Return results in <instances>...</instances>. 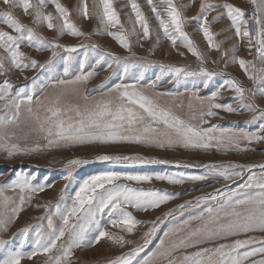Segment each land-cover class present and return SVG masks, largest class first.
Returning a JSON list of instances; mask_svg holds the SVG:
<instances>
[{"label": "snow or ice", "instance_id": "snow-or-ice-1", "mask_svg": "<svg viewBox=\"0 0 264 264\" xmlns=\"http://www.w3.org/2000/svg\"><path fill=\"white\" fill-rule=\"evenodd\" d=\"M147 2L156 15L164 37L171 41V46L175 47L179 40L201 61L199 71H188L175 65L160 64L159 75L145 85H141V81L145 79L144 71L141 70L135 77L134 84L117 83L106 92L100 91L98 96L90 95L85 87L82 91L79 88L74 89L72 93L59 91L53 97H46L41 101H34L32 94L25 90L14 93L13 85L6 79L0 84V153L4 154V159L31 156L45 149L115 145H140L162 150L214 149L227 154L231 151H249L246 146H242V143L264 141V135L261 134L264 133V108L253 99L258 95L264 96V66L258 68L254 60H245L234 55L231 62L238 63L248 79L260 85L259 88L254 91L246 89L236 79L227 78L210 95L201 96L197 89L191 93L186 116L177 111L185 107L183 101L178 102V95L156 91L158 82L163 81L165 76L169 77L167 82L176 80L177 83L179 78L199 77L201 87L208 88L209 82L218 73L210 72L203 67L204 57L184 30L186 18L173 0H163L164 13L157 11V6L152 0ZM250 2L253 5L250 14H246L240 7L232 4L214 6L202 2L200 15L192 19L200 23V30L209 46L219 49L220 45L214 42V34L210 30L207 13L215 7L225 8L226 16L235 29V36L241 40L246 38L249 50L255 48V58L264 65V0H250ZM49 3L55 5L57 13L55 16L46 11ZM80 4L78 11L83 18L89 19L94 15L103 25V34L114 38L130 53L132 45L129 37L136 36L138 41L141 37V33L136 28L137 24L142 31L143 39L151 38L149 21L136 0H131L135 20L129 17L132 24L130 30L125 29L124 24L121 23L113 0H92L91 12L88 0H80ZM188 6L190 5L184 7ZM16 9H20L25 16L31 18V25L20 19ZM71 15L69 9L59 0H0V23L12 30L0 28V75H6L13 69L23 71L27 68H45L46 65L52 64L59 50L67 54L61 57L63 76L69 74L74 62L78 65L80 74L73 80L58 77L53 85L54 88L57 85H86L97 75L94 67L92 71H84L89 63L90 54L94 65H104L106 69H111L114 64L119 65L125 75L130 68L146 67L144 64L131 63L130 56L122 57L105 51L97 44L59 43V38L66 34L78 37L90 35L81 31L72 21ZM164 15H167V20L163 18ZM219 19L220 16L213 18L214 21ZM42 25H46L49 30H55L56 37L49 40L42 35L37 30ZM115 28L120 30H111ZM22 44L35 47L37 51L50 50L51 57L46 64H41L21 50ZM78 48L85 49L83 58L74 60L72 53ZM235 51L236 46L233 47V52ZM104 87L105 85H100V89ZM34 88L35 83H33ZM222 91H233L235 93L233 99L240 104V107L234 108L231 103H219L218 101L222 99ZM70 94L79 96L83 103L67 100L66 97ZM217 110L227 113L244 111L253 113L252 120L248 123L258 120V131H237L211 124L210 118L219 116ZM21 125L28 129L24 136L25 141L33 134L38 138L33 145L19 142L17 130L21 129ZM40 140L45 143L41 144ZM96 162L111 164L127 162L134 165L173 163L139 153L132 155L101 153L92 159L81 157L69 159L64 166L67 174L63 179L70 181L75 168ZM175 163L183 167H203L207 170V174L173 176L104 171L84 179L74 195L65 193L64 189L67 188L65 184L60 190L59 202L54 205L51 202L37 205V207L42 206L46 214L36 218L38 223L35 225V241L31 251H24L23 242L18 247H8L11 241L4 239L3 234L24 211L25 205L31 203L34 195L44 192L52 185L34 184V176L16 174L10 181L0 184V254H2L0 264H21L23 260H31L37 255L46 257L44 264H74L73 256L76 249L94 247L105 238L121 248L127 244H135V241L126 240L123 235L109 232L103 218L107 216V223L112 227L133 234L136 227L145 222L137 220L133 213L128 211L129 208L147 212L176 199L178 193L164 189H145L135 187L133 184L141 185L159 180L171 185H182L186 181H203L209 178L234 181L243 179L245 171L250 175L235 191L219 197L212 194L196 197L197 206L200 201L209 198L214 203L206 205L183 224L165 232L156 251L139 260L137 264H247L249 261L251 264H264V237L249 235L264 233V164L186 163L181 165L180 161ZM256 167L261 169L259 175L252 171ZM10 191L17 193L16 197L8 195ZM216 191L219 192L218 189ZM190 205H193V202L186 201L177 208L184 209ZM174 211L176 209L170 210L164 216H170ZM55 216L60 219L59 226L54 223ZM160 222H162L160 217L149 222L152 226L143 233L142 242L136 244L130 251L109 259L107 264H133L139 253L155 236ZM194 222H196L195 226H193ZM31 229V225L26 226L20 230V234L26 238ZM230 239L231 242H220ZM257 244L259 246H255ZM250 245L253 247L247 250ZM255 257L260 258L255 259Z\"/></svg>", "mask_w": 264, "mask_h": 264}, {"label": "rangeland", "instance_id": "rangeland-1", "mask_svg": "<svg viewBox=\"0 0 264 264\" xmlns=\"http://www.w3.org/2000/svg\"><path fill=\"white\" fill-rule=\"evenodd\" d=\"M59 2L67 7L71 12V19L81 31L88 36H71L64 35L59 38V43L65 45H79L81 43L90 45L97 44L101 49L105 51L113 52L119 56H130L131 63L144 64L146 67L141 69L139 67H133L129 69L127 75L123 73V69L119 65H113L111 69H106L104 65H94L91 60L85 66L84 71H92L93 67L96 70L95 75L86 85H57L55 88L53 85L58 77H62L65 80H73L76 75H79L78 65L74 62L72 68L67 76H63V64L61 57L67 54L63 50L58 51L57 57L53 60L51 65H46L45 68H27L23 71L19 69H13L6 75H0V84L4 80H8L13 85V92L25 90L32 94L34 101L44 100L46 97H53L59 91H67L72 93L74 89H81L86 87L90 95L98 96L100 91H107L108 88L114 86L117 83L134 84L135 77L139 75L140 71H144V81H141V85H145L155 79L156 75H159V65H175L182 67L188 71H199L201 67V61L193 56L192 53L185 48L180 41H177L175 47L171 46V41L164 37L163 30L159 27L156 15L151 10V6L147 0H136V3L140 5L141 11L149 21L151 38L145 40L142 37V31L139 25H136L137 31L141 33L139 41L136 36H130L129 40L132 45L131 53L119 45V43L111 36L103 34V25L93 15L89 19L83 18L78 9L81 7L80 0H59ZM89 10L92 9V0H88ZM178 8H180L186 23L184 30L188 33L189 37L196 44L197 49L204 57L203 67H206L210 72H216L218 75L214 76L209 82L208 88L201 87V78L189 77L187 79L179 78V83L176 80L167 82L169 77L165 76L164 80L158 82L156 91L165 94L172 93L178 95V102L183 101L185 107L177 109V111L183 115H187V104L191 97V93L199 89L201 96L210 95L212 91H215L220 87L225 79L234 78L239 81L246 89H252L253 91L260 87L258 84H254L248 79L247 74L243 69L240 68L238 63H232V57L235 55L245 60H254L257 67H261V62L255 58V48L251 51L247 46L246 38L235 36V29L231 26V21L226 16V9L223 7H215L213 10L207 13L208 24L211 32L214 34V42L219 44V49L212 48L207 43L203 32L200 30V23L193 20L192 18L200 15V4L207 2L212 5H223L225 3L232 4L236 7H240L246 11L253 9V5L250 0H173ZM152 3L157 6V11L164 13L165 6L163 0H152ZM113 5L119 13L121 23L124 24L125 29H131L132 24L129 17L135 20V14L131 8V0H113ZM185 5H190L184 7ZM47 12H51L54 16L56 8L54 4L49 3L46 9ZM16 14L20 19L31 25V18L25 16L20 9H16ZM220 16L221 19L214 21L213 18ZM165 20L168 19L167 15L163 17ZM0 28L7 29V27L0 23ZM42 35L46 36L49 40L56 37L55 30H49L46 25H42L37 29ZM112 31H119V28L111 29ZM15 34V33H13ZM159 37V40H157ZM236 46V51L233 52V47ZM21 50L24 51L31 59L38 60L41 64H46V61L51 57V51H37L35 47H28L26 44L21 45ZM85 49L78 48L76 52L72 53L74 60H80L83 58ZM227 55H222L223 53ZM135 54L134 56L132 54ZM183 53V55H180ZM33 83L35 88L33 89ZM105 85L103 89H100V85ZM98 91H94L97 90ZM222 99L219 103H231L234 108H239L240 104L233 99L235 93L233 91H222ZM246 95H251L246 93ZM67 100L71 102L83 103V100L76 95H68ZM255 102L264 108V96H256L253 98ZM195 103V101H193ZM219 112L218 117L210 118L211 124L219 125L220 127L233 128L234 130H243L249 132L258 131L259 121L252 120L253 113L251 112H240V113H227L222 110ZM220 117H223L221 119ZM208 125H205L207 127ZM28 132L27 127L21 125V129L17 130V136L21 144L27 143L29 146L33 145L37 141V137L29 135L27 141L24 136ZM264 135V133H261ZM41 144L45 142L39 141ZM242 146H246L249 151L236 152L231 151L227 154L217 152L214 149L210 151L203 150H162L156 148H147L140 145H115V146H82V147H71V148H53L45 149L39 153H34L31 156L16 157L11 160L4 159V154L0 153V184L6 183L13 179L16 174H24L28 176H34L36 183H47L52 185L47 187L44 192H40L34 195L30 204H26L24 211L19 214V217L12 223L9 230L3 234V238L11 241L8 247H18L21 242L24 244V251H31L34 247L35 241V225L38 223L37 217L44 216L45 209L37 207V205H43L51 202L56 204L59 202L60 190L67 184V188L64 189L66 194L74 195L78 190L80 183L84 179H87L90 175H96L104 171H118V172H129V173H149V174H170L173 176H179L181 174L185 176L191 175H206L207 170L203 167H183L177 166L176 161H180L181 165L186 163L192 164H208V163H237L241 165H260L264 164V141L255 142L251 144L242 143ZM101 153L109 154H123L132 155L139 153L141 155L153 158V159H166L173 163L168 164H111L106 162L90 163L88 165L77 167L73 170V177L70 181H65L63 176L67 174L65 170V164L69 159L76 157L92 159L95 155ZM253 172L257 175L261 172L259 167L253 168ZM249 172L245 171L243 179H236L234 181H224L222 178H209L203 181H186L182 185H171L166 181L153 180L151 183H145L141 185H135V187H143L145 189H164L169 192L178 193L176 199L169 201L166 204L161 205L159 208L150 209L147 212L137 211L134 208H129L133 215L139 221L145 223L140 224L136 227L133 234H128L121 231L119 228L112 227L108 224V217L103 218L105 227L109 232L123 235L126 240L135 241V244H127L123 248L113 244L107 238L100 241L94 247L76 249L74 252L73 260L74 264H107L109 259L115 258L130 251L136 244L142 242L141 237L143 233L147 232L152 226L151 221L157 220L158 217L162 219V222L158 223V230L151 242L139 253L133 264L148 255L153 251H156L159 241L164 238V233L169 229L174 228L184 221L189 220L192 216L196 215L206 205L214 203L209 198L206 201H200L199 205L196 204V197L205 196L212 194L215 196H222L231 191H235L243 183L247 181ZM123 182V181H122ZM219 190L217 192L216 190ZM10 196L16 197L17 193L8 192ZM186 201H192L193 205L186 206L184 209L177 208L178 205L184 204ZM18 203V200L16 201ZM15 206V205H11ZM172 209L176 211L172 212V215L165 217L164 214ZM54 223L59 226L60 219L58 216L53 217ZM46 225V221L44 222ZM195 223L193 226H195ZM32 226V229L25 238L20 234V230L26 226ZM249 235H255L257 237H264V233H252ZM244 238V237H240ZM235 239V238H231ZM220 241V242H231ZM255 246H259L258 244ZM253 246H248L247 250ZM189 251H192L189 249ZM243 251V250H242ZM2 255V254H0ZM179 255V253H177ZM260 257H255L259 259ZM46 257L43 255H37L33 259H25L21 264H44ZM251 264V262H247Z\"/></svg>", "mask_w": 264, "mask_h": 264}, {"label": "built area", "instance_id": "built-area-1", "mask_svg": "<svg viewBox=\"0 0 264 264\" xmlns=\"http://www.w3.org/2000/svg\"><path fill=\"white\" fill-rule=\"evenodd\" d=\"M251 11H252V9L247 10V11H246V14H250ZM249 27H251V25H249Z\"/></svg>", "mask_w": 264, "mask_h": 264}]
</instances>
